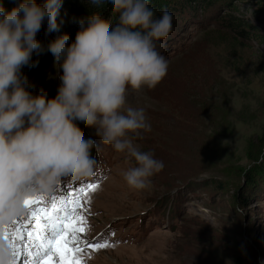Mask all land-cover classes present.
<instances>
[{"label": "rangeland", "instance_id": "obj_1", "mask_svg": "<svg viewBox=\"0 0 264 264\" xmlns=\"http://www.w3.org/2000/svg\"><path fill=\"white\" fill-rule=\"evenodd\" d=\"M9 1L12 8L21 2ZM205 3L177 4L170 34L157 42L167 75L153 89L127 92V106L144 108L151 125L134 143L164 163L150 186L130 188L122 173L134 159L101 145L93 150L94 177L65 182L45 199L50 207L53 197L79 198L83 232L72 240L83 264H264V162L257 163L264 154V0ZM73 10L62 0L61 27L71 28ZM108 14L111 27L117 16ZM45 27L41 43L60 36L46 35ZM34 57L40 60L27 75L30 90L52 98L62 73L54 57ZM80 132L101 143L95 128ZM89 183L98 187L83 195ZM27 228L34 231L35 222ZM29 260L25 251L18 264Z\"/></svg>", "mask_w": 264, "mask_h": 264}, {"label": "clouds", "instance_id": "obj_2", "mask_svg": "<svg viewBox=\"0 0 264 264\" xmlns=\"http://www.w3.org/2000/svg\"><path fill=\"white\" fill-rule=\"evenodd\" d=\"M106 4L117 19L109 27L98 15L78 20L75 39L63 34L47 45L61 71L57 94H34L24 67L44 51L37 34L58 32L62 0H21L10 11L0 5V264H12L14 248L4 233L27 210L26 200L48 199L68 181L96 175L93 154L101 145L133 158L122 173L126 184L144 190L164 168L134 140L151 125L142 107L127 106L128 89L155 88L169 62L157 42L172 30V15L159 17L151 0H88ZM93 127L97 144L80 128ZM264 162V154L257 163Z\"/></svg>", "mask_w": 264, "mask_h": 264}, {"label": "snow or ice", "instance_id": "obj_3", "mask_svg": "<svg viewBox=\"0 0 264 264\" xmlns=\"http://www.w3.org/2000/svg\"><path fill=\"white\" fill-rule=\"evenodd\" d=\"M96 187L98 185L89 183L86 188L81 189V193L86 195L88 190H94ZM78 199L74 196L57 203V198L53 197L50 207L42 197L26 200L30 214L23 223L14 220L4 233L14 248L12 264H18L25 251H28L29 264H83V260L78 255L82 249L73 246L72 240L75 233L83 232V228L78 227V218L75 215L80 206L77 203ZM33 222H35V230L29 231L27 225ZM26 240L35 245L34 253L28 249ZM89 247L98 249L106 245H89Z\"/></svg>", "mask_w": 264, "mask_h": 264}, {"label": "trees", "instance_id": "obj_4", "mask_svg": "<svg viewBox=\"0 0 264 264\" xmlns=\"http://www.w3.org/2000/svg\"><path fill=\"white\" fill-rule=\"evenodd\" d=\"M68 7H70V9H74L73 10V22L71 24V28H67V27H59V31L58 32H54L53 36L55 35H63V34H68L70 39H69V43H71L72 40L75 39V35L77 33V31L79 30L78 28V20L80 18H86L92 14H96V13H102V15L100 14L99 16L104 19L103 17L107 14L109 15L107 9H106V4H102L99 7H95L93 8L91 5H89L88 0H63ZM203 1H206L205 5H208L210 3H212L215 0H151L150 3V7H152L155 11V13H158V15H161L162 10H167L168 12H172L174 11V8H176L178 5H184L187 7H191L194 3L195 4H201L203 3ZM230 0H223V2H225L226 6H230L229 3ZM4 5L7 6L6 9H11L12 6L14 5V2H11L9 0H3ZM178 4V5H177ZM104 15V16H103ZM106 23V21H105ZM239 24V23H238ZM240 25V24H239ZM238 25V26H239ZM234 31H236L234 29ZM54 40L52 37L48 36L45 38L44 42L41 43L44 51L41 54V57L43 58V60H53V55L49 52H47V45ZM35 54H33L32 57V61L34 66H29V67H24L22 69V73L25 74V76L27 77V75L33 76L35 74V69L38 66V62L40 60V58L38 59V61L35 60ZM242 204H245L246 199L243 198V200L241 201Z\"/></svg>", "mask_w": 264, "mask_h": 264}]
</instances>
